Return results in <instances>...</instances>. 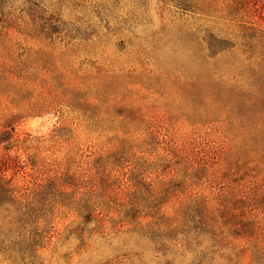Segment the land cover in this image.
Wrapping results in <instances>:
<instances>
[{
  "label": "rangeland",
  "instance_id": "1",
  "mask_svg": "<svg viewBox=\"0 0 264 264\" xmlns=\"http://www.w3.org/2000/svg\"><path fill=\"white\" fill-rule=\"evenodd\" d=\"M0 137V264H264V0H0Z\"/></svg>",
  "mask_w": 264,
  "mask_h": 264
},
{
  "label": "trees",
  "instance_id": "2",
  "mask_svg": "<svg viewBox=\"0 0 264 264\" xmlns=\"http://www.w3.org/2000/svg\"><path fill=\"white\" fill-rule=\"evenodd\" d=\"M6 141L7 140L0 137V144L6 143ZM6 149L8 150L9 148ZM2 166H4V164ZM1 172L2 170H0V210L6 208L9 204H16V199L18 198V191L15 187L12 186L11 180H6V178L1 174ZM18 205H20V203H18ZM11 247V251L15 249L14 247H17L18 250L16 251V253H19L21 255L27 252V250L30 254H34V252H36L35 241H32L29 244L15 243L14 245H11ZM0 249H4V245L2 242L0 243Z\"/></svg>",
  "mask_w": 264,
  "mask_h": 264
}]
</instances>
